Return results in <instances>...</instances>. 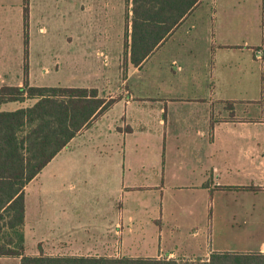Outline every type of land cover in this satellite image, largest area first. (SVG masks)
I'll return each mask as SVG.
<instances>
[{"label": "rangeland", "instance_id": "374dc122", "mask_svg": "<svg viewBox=\"0 0 264 264\" xmlns=\"http://www.w3.org/2000/svg\"><path fill=\"white\" fill-rule=\"evenodd\" d=\"M224 1L228 9L223 0H206L170 38V57L175 55L185 68L183 76L200 73L206 59L207 65L212 63L202 46V58L195 62L185 58V53L194 51L187 49L189 43L215 41L247 50L245 42L261 35L245 32L239 0ZM130 9L127 0H30V85L97 88L107 100L130 88L155 98L167 85L175 86L168 77L183 71L168 76L166 68L176 66L161 61L160 53L140 73L126 61ZM23 11V0H0V74L16 82L24 74ZM227 52L220 53L217 70L226 61L231 79L215 84L218 98L260 99L261 92L249 88L243 75L251 70L249 53ZM22 79L24 83L25 76ZM35 102L24 103L28 107ZM149 102L145 105L149 111L140 112L145 118L138 121L126 122L121 105L108 110L27 186L28 255H38L41 245L45 254H56L59 251L50 245L60 241L58 247L70 241L94 252L102 238L110 237L117 257L188 259L210 251L264 253V179L235 172L225 177L222 163L216 161L221 173L215 174V180L223 186L207 190L204 183L212 168L208 144L201 143L196 124L203 109L192 103L173 106L174 116L160 127L162 115L156 110L163 104ZM13 109V104L4 107ZM131 109L139 114L137 104ZM126 125L135 129L133 134H125L131 133L125 131ZM131 181L136 188L123 189V182ZM116 221L123 222V234L116 236L114 228L113 236L104 235L103 230ZM170 250L175 257L168 256ZM14 262L0 260V264Z\"/></svg>", "mask_w": 264, "mask_h": 264}, {"label": "trees", "instance_id": "16d2710c", "mask_svg": "<svg viewBox=\"0 0 264 264\" xmlns=\"http://www.w3.org/2000/svg\"><path fill=\"white\" fill-rule=\"evenodd\" d=\"M202 0H127L126 61L141 69ZM25 62L22 86L0 87V106L35 104L0 112V257L20 264H264V253L212 252L209 258L53 256L26 253V188L68 144L120 99L97 88L39 87L29 83L30 0H23ZM131 14V15H130ZM231 106L233 104L229 103Z\"/></svg>", "mask_w": 264, "mask_h": 264}, {"label": "crops", "instance_id": "0c3cea01", "mask_svg": "<svg viewBox=\"0 0 264 264\" xmlns=\"http://www.w3.org/2000/svg\"><path fill=\"white\" fill-rule=\"evenodd\" d=\"M205 1L206 0H202L198 7H196V9L199 8ZM215 1L216 0H213V2ZM239 1L241 8L240 10L238 9V11L241 15H243V20L241 23L244 27L245 32L261 34L253 42H245L244 48H246L247 50H244L243 48H240L236 45H216L215 41L207 44L189 43V47H187V49H194L195 52L190 51L185 53V58L193 60V62H195L198 57L202 58L203 53H201L202 51H199L200 47L202 46L204 54L206 56H212V63L211 65H207L206 59L203 61V65L199 67L200 73L190 74L188 77L183 76L185 68H182L180 65H178V59L175 57V55H172V57H170L171 50L173 49L170 38L177 32V30L182 26L181 25L173 33V35L152 54V56L141 67V69L135 68L133 65H131L135 71L140 73V71L143 70L144 66L148 64L149 60L156 54L160 53L159 55L161 61H164L167 65L170 64L172 67H174V65L176 66V68H166L165 73L168 76L174 75L175 71V74H180L183 71V74H181L180 76L175 75L173 78L170 76L168 77L169 80L174 81L175 86L172 87V85H167L166 87L168 88H165L160 92L161 94H163L159 95L160 98H151V96L141 95L140 93L136 94V92L131 88L130 90L120 91L118 94H115L114 97L112 96V98L120 97V99L116 101V103L110 109L112 110L114 107L121 105L125 107L122 112V117L124 116L126 122L127 120L138 121L145 118V115L141 114L142 109L149 111V109L145 108V105H148L150 103L149 101H157L161 105H164L159 108V111L156 110L157 115H162V117H160L157 122L160 127H166L170 121V118L174 116L173 106L192 103L203 109L204 114L197 119L196 124H198L200 128L197 131V135L200 139H202L201 143L206 140L205 143L208 144L207 158L210 161L209 166L212 168V170L210 177H206L204 187L210 191H212L214 188H221L223 186L220 182L215 180V174L221 173V171L215 165L217 164L216 161L222 163L221 165H223L225 177H228L231 173L235 172L237 174H244L247 176H258L259 178L264 179V0ZM223 2V6L228 9L227 2H225L224 0ZM191 15L187 17L182 24L189 20ZM229 25L231 26V22H229ZM197 49L198 51H196ZM237 50L240 53H245V51L249 53L248 65L251 67V70L249 71L248 69V71H243V75H247L245 79H247L249 83V88L255 90L254 92H256L257 90L261 92L260 99H255L252 101H237L236 99H232L230 101H227L225 99L226 97L222 96L218 98V95L216 94L217 88L215 87V84H224L225 81H229L231 79L230 71L225 69L226 67H229V63H227L226 61L223 60L221 68L217 70V63L221 58L220 53L223 51L237 53ZM129 58L130 54L128 56V62L129 64H131ZM229 59L230 58L228 57L227 61H229ZM5 76L6 75L0 74V87H17L23 85V73H20L18 75L17 82L12 81V79L6 78ZM30 76L31 69L29 72V82ZM184 84H186V86ZM29 101L31 100H28L26 102ZM229 103L233 104V106H231ZM11 104L14 105V109L11 111H16L23 107H27L25 103L10 102L1 105L0 112L5 111L4 107ZM136 104L139 114H137L135 111H132L131 109ZM107 113L99 117L96 121L98 122L99 120L103 119L107 115ZM184 117L185 116H182L181 119ZM96 121H94L92 125L96 124ZM126 127L128 126L126 125ZM85 131L86 130H84L81 134L85 133ZM125 131H130L131 133L125 134L131 135L134 133L135 129L133 127H131V129L128 127V129H125ZM218 148L220 149V151ZM232 168H234V170ZM129 171H133L132 168H129ZM224 173L222 176L218 177V180H220V178L224 176ZM133 181H131V183L128 185L123 182V189L128 191L136 188V185H132ZM27 220L28 219L26 215V223L24 227L26 240L28 226ZM129 220H132V218L130 217ZM114 228L116 236H120L123 234L124 225L123 222L120 221H116L114 225L113 223H111L109 228L103 230V234L112 235V231ZM129 231H132V229L129 228ZM110 239L111 237L109 239L102 238L100 243L97 245L99 247L94 249V252H92V250L90 252H87L83 249H80L73 243H70V241L69 243L62 241L61 244L64 247L57 246V244L61 241L53 242L51 245L50 243H46L45 245H50L52 250L54 249V251H59L56 252V254H46L53 256L72 255L117 257L115 253L117 251V246L113 244ZM211 253L212 251L204 256L199 257L209 258ZM168 256L175 257V253L170 250L168 251ZM2 259L5 261L14 260L16 261L14 262L16 264H18L17 261L19 260L20 264V259L17 258H12L13 260H10V258L8 259L6 257H0V260Z\"/></svg>", "mask_w": 264, "mask_h": 264}]
</instances>
